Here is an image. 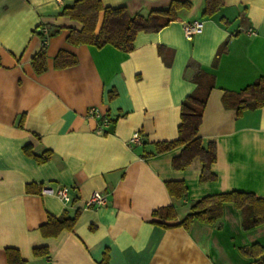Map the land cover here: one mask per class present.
<instances>
[{
    "label": "crops",
    "instance_id": "obj_1",
    "mask_svg": "<svg viewBox=\"0 0 264 264\" xmlns=\"http://www.w3.org/2000/svg\"><path fill=\"white\" fill-rule=\"evenodd\" d=\"M73 1L0 0V264H8L7 248L24 264H253L240 248L264 247V223L244 230L232 203H224L219 228L198 220L187 229L163 227L152 212L173 205L171 222L177 223L206 195L242 190L264 196V106L237 114L222 103L225 91L264 76V0H224L210 16L203 15L205 0H187L190 7L168 25L139 31L129 52L67 42L70 30L82 27L61 14ZM100 1L125 6L130 15L171 2ZM193 21L202 27L186 36L183 25ZM40 27L55 32L46 40L47 69L36 74L31 58L42 42ZM60 49L77 63L56 68ZM199 68L214 79L198 129L203 143L216 147V178L206 182L199 180L198 158L186 169L172 167L181 147L143 155L156 141L177 138L180 104L195 88ZM90 105L110 118L102 132L98 119L86 116ZM134 133L139 140L130 143ZM25 146L36 155L48 149L50 158L38 162ZM168 180L185 182L184 199L168 194ZM39 185L66 186L70 200L41 193ZM93 191L104 192L107 203L86 205ZM75 212L71 230L40 233L48 214ZM38 247L48 253L35 255Z\"/></svg>",
    "mask_w": 264,
    "mask_h": 264
},
{
    "label": "trees",
    "instance_id": "obj_2",
    "mask_svg": "<svg viewBox=\"0 0 264 264\" xmlns=\"http://www.w3.org/2000/svg\"><path fill=\"white\" fill-rule=\"evenodd\" d=\"M223 4L224 0H205L203 15L214 14ZM189 7L190 3L187 0H171L166 9H155L147 15L138 13L130 15L125 6H104L100 0H74L71 4L62 7L61 14L82 24L79 30H70L66 37L67 42L73 45L89 44L96 48L111 45L120 51L129 52L134 47V38L139 31H158L176 19L179 9ZM54 32L50 31L48 34L39 32L42 42L38 51L31 58V66L36 74L47 69L46 40ZM77 61L74 54L60 49L54 57V66L64 68L75 65ZM194 80L195 88L185 96L180 104L177 138L156 141L154 151L146 152L143 155H154L181 147L179 153L172 158V167L179 170L186 169L194 159L198 158L201 163L199 180L206 182L216 178V175L211 171V165L216 159V147L214 142L204 144L198 134V129L208 94L214 87V79L212 74L199 68L194 75ZM222 103L225 107L235 109L237 114L245 109L264 106V76L258 77L239 91H225ZM19 123L21 124V121ZM24 152L38 162L47 161L51 155V151L48 149L44 150L41 155H36L28 146L24 147ZM165 186L168 194L176 200L184 199L187 195L188 189L182 180L165 181ZM26 189L31 191V185H27ZM226 202L232 203L240 210L244 230L264 223V196L242 190L214 193L197 199L177 223L171 222L176 218L173 205L160 206L152 212V215L159 219L156 222L163 227L181 226L187 229L191 222L198 220L219 228L223 205ZM78 214V212H75L73 216L66 213L60 216L48 214L47 220L39 226L40 233L45 237H50L56 236L63 229L71 230ZM240 251L244 255L252 257L253 264H264V247L260 244L253 243L241 247ZM33 252L35 255H46L48 250L45 247H38ZM6 257L8 264H24L25 262L18 251L13 248L6 249Z\"/></svg>",
    "mask_w": 264,
    "mask_h": 264
},
{
    "label": "built area",
    "instance_id": "obj_3",
    "mask_svg": "<svg viewBox=\"0 0 264 264\" xmlns=\"http://www.w3.org/2000/svg\"><path fill=\"white\" fill-rule=\"evenodd\" d=\"M201 27H202L201 21H193L191 23H185L183 25L184 33L186 34V36H190L193 33L199 31ZM38 31L43 32V33L46 32L45 29H42L41 27L38 28ZM247 32L248 34L254 33V31L250 28L247 30ZM86 116L98 119V131L99 132H102L103 127L108 125L110 121L109 116L106 113L102 112L101 108L97 105L88 106L86 109ZM138 140H139V134L134 133V135L131 137L129 142L134 143ZM39 188H40L39 191L41 193H48V194L56 195L57 197H59L65 202L70 200L69 191L66 186H61L56 189H53L47 186L44 187L43 185H39ZM85 203L86 205L94 204L97 206H103L107 203L106 194L100 191H93L88 197V199H86Z\"/></svg>",
    "mask_w": 264,
    "mask_h": 264
}]
</instances>
